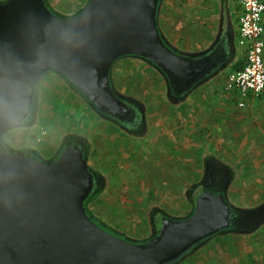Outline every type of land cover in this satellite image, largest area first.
<instances>
[{
	"label": "water",
	"instance_id": "95a60500",
	"mask_svg": "<svg viewBox=\"0 0 264 264\" xmlns=\"http://www.w3.org/2000/svg\"><path fill=\"white\" fill-rule=\"evenodd\" d=\"M162 2L88 0L76 15L62 17L46 0L0 1V264H171L218 233L250 235L264 225V204L251 210L229 204L228 181L220 194L205 190L190 217L164 218L157 236L137 243L89 216L95 184L83 149L69 146L47 160L4 142L6 133L28 125L48 73L120 120L132 98L115 89L111 74L123 57L155 68L175 95H185L180 101L214 76L224 57L208 64L204 57L220 42V30L208 49L179 55L159 26ZM230 31L226 40L236 53L232 23Z\"/></svg>",
	"mask_w": 264,
	"mask_h": 264
},
{
	"label": "rangeland",
	"instance_id": "374dc122",
	"mask_svg": "<svg viewBox=\"0 0 264 264\" xmlns=\"http://www.w3.org/2000/svg\"><path fill=\"white\" fill-rule=\"evenodd\" d=\"M209 1L214 2L164 1L161 26L181 50L206 48L213 40L219 13L216 2L215 6ZM87 2L53 0L50 5L57 15L72 17ZM231 9L238 32L235 4ZM235 44L239 54L237 38ZM226 77L225 72L214 88L206 87L199 98L195 94L186 104L177 105L171 103L169 85L155 68L138 58L118 60L113 68L115 85L124 96L146 103L150 130L142 140L131 143L113 137L115 144L110 145L101 138L105 128L87 104L74 100L64 79L48 73L37 89L36 122L9 134L20 135L18 150L45 157L53 155L62 136L96 135L92 162L107 176L108 188L89 209L106 224L91 217L113 234L144 243L138 239L149 228L152 206L181 204L185 188L192 189L195 175L201 176V157H216L233 168L235 180L227 196L231 206L251 210L264 202V94L244 107L228 96L218 101L215 94L223 89ZM44 129L48 134L42 136ZM228 234L233 235L211 239L209 247L196 255L202 259L200 264H206V258L222 264H264V229L251 236Z\"/></svg>",
	"mask_w": 264,
	"mask_h": 264
},
{
	"label": "flooded vegetation",
	"instance_id": "af4514ba",
	"mask_svg": "<svg viewBox=\"0 0 264 264\" xmlns=\"http://www.w3.org/2000/svg\"><path fill=\"white\" fill-rule=\"evenodd\" d=\"M46 3L49 6V8L53 11V7L50 5L49 0H46ZM231 4H232V0H218V5H219L218 7L222 13L221 19L223 20V28H225V32H224V36H221L220 42L218 44H216V46L213 48V50L211 52H209L210 56L206 55V56H209L208 59H207V57H204V59H205L204 62H206L208 64L209 62H215V61L220 60L224 57V63L222 65L218 66L216 69H214L211 74L221 73L223 69L227 68L228 65H230L231 61H233V63L229 69H231L233 67V65L238 62V56L234 54V48L228 45L227 40H226L227 36L225 37L226 29H228V23H229L227 10H228V8H230ZM180 50L181 49H178V51H176V52H177V54L182 55L180 53ZM123 58H129V57H123ZM123 58H121V59H123ZM58 77H60V76H58ZM209 77H211V76L204 77L200 82L209 79ZM111 80H112L113 86L119 92V90L117 89L115 82L113 80V71L111 74ZM65 83L69 87L70 91L74 95H76V97H78L81 101H84L87 104L89 109H91L92 113L99 119V121H101L102 123H105L107 126H111V127H114L115 129H117L121 134L124 135V138L126 140H130L132 143V142H134V140H142L143 138H146L149 135L150 126H149L148 107H147L146 103H143V101L139 100V98L132 99L130 101H128V100L124 101L127 104V107L129 109L128 110L129 113L126 115V117L123 120L114 119V118L110 117L109 115L100 113L97 110V108L92 107V105H90L85 98H82L79 95V93L74 89V87L69 85L66 81H65ZM169 88H170V94H171L170 95L171 103L178 105L179 103L182 102L180 100L185 95L184 96L175 95L174 91L172 90V87L170 86V82H169ZM119 93H121V92H119ZM37 101L38 100L36 97V105L34 107V110H33L31 117L29 118L30 119L29 122L26 124H34L36 122V118H38V114H39L40 110H39ZM10 132H8L4 135V142L7 145H9L10 147H13L11 145V143L5 139V136H7V134H9ZM107 141H108V139H107ZM69 146L70 147L71 146H77V147L83 149L87 155L90 170L94 176L95 187H94V194L87 201L86 208H87V212H88L89 216H92V217H94V219L101 222L100 219L89 209V204L92 201L96 200V198H98L100 195H102L107 190L108 178L104 173H102V171H100V168H96L94 162H92V159L94 157L93 154L95 152L93 140H91L88 137L81 136V135H65V136H62L60 139L57 150L47 160H57L59 158V156L62 154V152L64 151V149L66 147H69ZM21 150H24V149H21ZM25 151H27L26 153H29L28 150H25ZM30 154L32 156H35L38 158L46 159L42 155H40V154L38 155V153H35L33 151ZM95 158L96 157H94V159ZM234 180H235V175H234L232 169H230V167L227 166V164L221 163L220 161L216 160L213 156L205 157L204 163H203L202 175H201V178L199 180L200 183L196 187L186 190V196L188 197L189 203L192 206L191 212L187 215V217H190L192 215V212H194L193 210L195 209V206H196L197 198L205 190L213 192L214 194H220L223 191V189L226 187V184L228 183V181L230 183L231 182L233 183ZM235 213L236 212L232 211V216L233 215L235 216ZM164 218H168V219H172V220L173 219L181 220L180 218L172 217L163 209L162 210H158V209L155 210V212L151 213V219H152L151 221H153V224H155L154 225L155 233H154L153 237H155L159 234V231H160L161 226H162V221ZM101 223L104 224L105 222H101ZM230 231L231 230H228V231L223 232V233H218L215 237L212 238L213 239L212 241L216 240L219 237L224 238V237H228L230 235H233V234L226 235V233H229ZM148 240L149 239H145L143 242H146ZM210 243L207 245H204V246H200L197 249H194V248L190 249L182 257H180L178 260H176L175 262H173L171 264H200V263H202V259L197 257L196 255L199 252H201L203 249L209 247ZM204 262H206V264H208V263L209 264H222L219 260L212 259V258L211 259L206 258L204 260Z\"/></svg>",
	"mask_w": 264,
	"mask_h": 264
},
{
	"label": "built area",
	"instance_id": "2783aa9c",
	"mask_svg": "<svg viewBox=\"0 0 264 264\" xmlns=\"http://www.w3.org/2000/svg\"><path fill=\"white\" fill-rule=\"evenodd\" d=\"M237 1L240 7L237 42L243 51L244 66L228 74L226 90L244 107L249 99L264 94V0Z\"/></svg>",
	"mask_w": 264,
	"mask_h": 264
},
{
	"label": "crops",
	"instance_id": "0c3cea01",
	"mask_svg": "<svg viewBox=\"0 0 264 264\" xmlns=\"http://www.w3.org/2000/svg\"><path fill=\"white\" fill-rule=\"evenodd\" d=\"M164 1L165 0H163V2H162V4H161V8H160V14H159V26H160V29H161V31H162V33L164 34V36L168 39V41H169V43L171 44V45H173L174 47H176L177 49H181L180 47H178V46H176L175 44H174V42H172L169 38H168V36L165 34V32H164V30H163V27L161 26V22H160V17H161V13H162V9H163V4H164ZM214 2H216V4H217V11H218V15H219V18H218V23H217V31H216V34H215V36H214V38H213V40L211 41V43L209 44V46H207L206 48H202V47H200V48H197V50L196 49H194V50H192V51H186V50H180V51H184V52H200V51H204V50H206V49H208L213 43H214V41L217 39V36H218V33H219V30H220V33H221V36H224V32H225V28H223V20L221 19V15H222V13H221V10H219V5H218V0H214ZM214 2L213 1H209V3H211V4H214ZM49 3H53V0L51 1V0H49ZM88 3V2H87ZM216 4H214L215 6H216ZM235 4V13H236V16H237V25H238V14H239V12H240V7H239V3H238V1L237 0H234V2H232V4H231V6H230V8H228V10H227V12H228V18H229V23H228V29H226V33H225V37L226 36H228V35H230L231 34V31H230V23H232L233 25H234V28H235V30H236V25H235V20H234V17H232L231 16V14H232V9L231 8H233V5ZM86 6V5H85ZM84 8V7H83ZM82 8V9H83ZM81 9V10H82ZM80 10V11H81ZM79 11V12H80ZM79 12H77V13H79ZM237 34H238V32H236V38H237ZM235 48H236V44H235ZM239 49H240V51H239V54H238V50H237V48H236V53H234L235 55H237L238 56V62L239 61H241V59H242V54H243V51H242V49L239 47ZM140 60H142V59H140ZM144 61V60H143ZM237 62V63H238ZM233 63V62H232ZM232 63H230V65H228V67H231L232 66ZM236 63V64H237ZM235 65V64H234ZM233 65V66H234ZM228 67H227V69H228ZM232 69V68H231ZM230 69V70H231ZM225 69H223L222 70V72L221 73H218V74H215L214 76H212L211 78H209V79H207L205 82H203L201 85H199L198 87H196V89H194L189 95H188V97L185 99V101H182L181 103L182 104H186V102H187V100H189V99H191L193 96H195V94H196V98L198 97H200V95L204 92L203 90L204 89H206V87H207V89L209 90V88L210 87H212V88H214V83H216L217 82V80L218 79H220V77L222 76V74L223 73H227V77H228V74L230 73V70L228 71H224ZM52 74H54V73H52ZM226 77V78H227ZM226 82H227V79H226ZM226 82H225V85H224V87H222L223 89L221 90V92L220 93H218V94H215V95H217V100L218 101H224L223 99H224V96L225 97H227L228 96V98L229 97H231L232 99H234L235 101L234 102H238L239 103V101H238V98L236 97V96H233L230 92H228L227 90H226ZM210 85V86H209ZM206 89V90H207ZM120 92V91H119ZM73 94V93H72ZM74 95V94H73ZM213 99H214V97H213ZM74 100L75 101H81L78 97H76V95H74ZM229 100H230V98H229ZM249 101H257V99H249L247 102H249ZM263 101H264V99H263ZM230 103H233V101H229ZM223 103V102H222ZM224 104V103H223ZM99 121V120H98ZM100 124H103V128H105L104 129V132H103V134L102 135H100L101 136V138H102V136H104V137H106L107 139H108V143L110 144V145H114L115 144V142H111V141H113V137H118V139H124V140H126L125 138H124V135L123 134H121L117 129H115L114 127H111V126H107L105 123H102L101 121H100ZM45 130V129H44ZM45 135L46 134H48L47 133V131L45 130ZM8 135V137H7V140L11 143V145L13 146V145H15V146H17V149L19 148L18 146H22V145H19L20 144V139H19V134L18 135H11V134H7ZM45 135H43V136H45ZM37 136V135H36ZM88 137L91 139V140H93V142H94V146H95V141L96 140H98V139H96L97 138V136L96 135H88ZM96 137V138H95ZM35 139H38L37 137H34ZM128 140H126V142H127ZM42 142V141H41ZM59 145V144H58ZM57 148H58V146H57ZM57 148H56V150H57ZM55 150V151H56ZM54 151V152H55ZM54 154V153H53ZM44 158H46V159H48V158H50V157H45V156H43ZM206 156H204V157H201V175H202V171H203V163H204V158H205ZM216 160H218V161H220L221 163H223V164H225L223 161H221L220 159H218V158H216V157H214ZM228 166V165H227ZM230 167V169H232V171H233V173L235 174V172H234V170H233V168L231 167V166H229ZM190 173H191V171H190V168H189V173H188V175H187V178L189 179L190 177ZM200 178H201V176H200ZM200 178H199V176L198 175H195V177H194V180L192 181V183L189 185V187L190 188H194V187H196L200 182H199V180H200ZM232 184V183H231ZM231 187V186H230ZM229 190H230V188H229ZM228 193H229V191H228ZM183 201H181V204H175L174 203V201H173V203H170V206L169 207H163V206H159V205H154V206H152L153 208L151 209V211L150 212H155V210H164V211H166L169 215H171L172 217H174V218H180V219H184V218H187V215L191 212V208H192V206H191V204L189 203V199H188V197L186 196V188H185V191H184V196H183ZM262 204H264V202L262 203ZM261 204V205H262ZM260 205V206H261ZM156 208V209H155ZM194 211V210H193ZM104 213H106V211L104 212ZM193 213V212H192ZM149 217H150V215H149ZM154 225L155 224H153V221H151V223L149 224V228H148V230L147 231H145L146 233H144L145 235L143 236V237H141V238H139L138 240L140 241V242H143L145 239H150L151 237H153V235H154V233H155V230H154ZM261 229H264V225L262 226V228ZM260 229V230H261ZM256 233V232H255ZM255 233H253V234H255ZM253 234H250V235H245V236H251V235H253ZM135 239H137V238H135ZM210 243V241L207 243V244H209ZM206 244V245H207Z\"/></svg>",
	"mask_w": 264,
	"mask_h": 264
},
{
	"label": "trees",
	"instance_id": "16d2710c",
	"mask_svg": "<svg viewBox=\"0 0 264 264\" xmlns=\"http://www.w3.org/2000/svg\"><path fill=\"white\" fill-rule=\"evenodd\" d=\"M244 66V62L241 60L239 61L237 64H235L232 69L230 70V72L236 71L241 69Z\"/></svg>",
	"mask_w": 264,
	"mask_h": 264
}]
</instances>
